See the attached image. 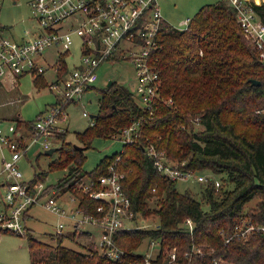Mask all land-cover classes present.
<instances>
[{
    "label": "trees",
    "instance_id": "trees-1",
    "mask_svg": "<svg viewBox=\"0 0 264 264\" xmlns=\"http://www.w3.org/2000/svg\"><path fill=\"white\" fill-rule=\"evenodd\" d=\"M253 8L264 23V4ZM189 21L186 30L165 21L160 25L158 47L151 57L159 77L157 103L143 108L129 90L112 81L109 87L99 89V108L92 124L76 135L83 152L66 143V132L58 133L61 142L56 156L46 171H37L30 180L44 181L48 173L65 169V176L46 186L44 192L55 188L60 194L71 193L82 212L92 213L98 202L83 195L79 185L104 174L119 156L122 188L131 208L138 216L154 218L158 228L117 231L113 241L123 250L117 260H110L92 244L85 250L69 248L56 236V245L48 246L50 251L41 255L38 263L143 264L137 249L143 239H156L161 253L175 248L178 262L213 264L214 258H221L228 264H264V235L253 233L246 239L225 242L241 215L254 220L264 215V64L225 0L204 4ZM40 80L43 75L35 77L33 84L47 86ZM253 80L260 84H252ZM197 118L201 131L194 130ZM137 120L135 143L122 144L121 151L103 156L90 171L82 169L84 151L93 139H113ZM14 121L27 131L34 123ZM147 143L162 149L170 160L185 162L192 171L212 173L220 180L218 190L209 184L199 197L177 192L176 182L160 175L145 155ZM256 198L253 208L245 207ZM186 219L194 224L191 233L181 225ZM25 236L35 264L36 239L31 231ZM195 247L199 252L187 258L184 253Z\"/></svg>",
    "mask_w": 264,
    "mask_h": 264
},
{
    "label": "built area",
    "instance_id": "built-area-1",
    "mask_svg": "<svg viewBox=\"0 0 264 264\" xmlns=\"http://www.w3.org/2000/svg\"><path fill=\"white\" fill-rule=\"evenodd\" d=\"M225 1L232 5L243 35L255 45L264 64V23L253 8L254 4H260L263 0ZM28 8L34 21L31 38H25L30 34V31H25L24 37L16 41L3 33L5 28L0 30V80L8 76L30 75L34 79L44 75L42 53L51 46L63 45V52H58L56 62L50 65L56 77L48 86L56 91L58 101L48 112L35 118L30 131L22 130L14 123L7 134L0 125V232L25 235L30 231L25 224L28 212L40 205L59 218L55 224L56 236H62L64 227L69 224L74 228V233L80 226L91 225L100 231L99 243L94 248L110 260H117L123 253L122 248L113 241L117 231L158 228L154 218L138 216L131 208L122 188L124 174L119 169V156L107 166L104 174L95 180L84 179L79 185L83 195L98 202L92 213L82 212L79 200L71 193L70 203L75 202L74 205L58 203L64 194L55 188L45 193L44 182L24 180L17 165L31 148L38 155L56 147L53 144L59 143L57 133L62 131L60 123L65 120L67 103L81 99L96 81V69L103 63L131 61L135 71V95L141 107L148 109L157 103L159 77L152 68L151 57L158 47L157 37L164 21L160 6L157 0H31ZM189 20L188 17L181 21V30L188 28ZM72 36L82 40V57L79 66L68 71L65 59L70 54ZM82 116H87L86 112L83 111ZM198 122L199 119H195L194 125L199 126ZM139 125L140 120L133 121L115 137L121 138L122 144H133L139 136ZM5 151L8 155H4ZM143 151L156 171L173 182L195 179L203 187L211 184L215 192L220 186V180L212 173L202 175L192 171L186 168L185 162L170 160L162 149L152 143H147ZM181 225L190 233L193 231L194 224L190 219ZM253 233L264 235V215L257 220L241 215L225 242L232 238L246 239ZM152 246L156 249L151 250ZM140 252L143 264H188L178 262L175 248L161 253L160 240L148 239L145 251ZM197 252L199 248L195 247L184 255L190 258L192 253ZM212 263L228 264L221 258H214Z\"/></svg>",
    "mask_w": 264,
    "mask_h": 264
},
{
    "label": "rangeland",
    "instance_id": "rangeland-1",
    "mask_svg": "<svg viewBox=\"0 0 264 264\" xmlns=\"http://www.w3.org/2000/svg\"><path fill=\"white\" fill-rule=\"evenodd\" d=\"M31 0H0V27L5 29L3 33L14 40H19L24 37L25 31H30L25 38H28L34 34L31 10L28 8V3ZM158 6H160L162 19L175 28L181 29V21L192 17L204 4H213L219 0H157ZM258 1V0H255ZM261 3L264 4V1ZM32 29V30H31ZM72 45L69 47V55L65 59L66 67L68 71H71L74 67L79 66L81 59V43L82 40L76 36H72ZM64 46H51L46 49L41 56V64L45 68L43 80H40V84H46L45 87H38L33 84V78L30 75L19 76L14 84L8 82L6 85L7 92L0 96V102L5 103L6 111L10 115H4L0 113V117L10 119H20L25 122H35V118L38 115L45 114L49 111L50 107L56 103V91L52 90L48 86L52 83L56 77L52 67L58 56V52H63ZM133 63L129 60H120L111 63H103L97 69V79L94 84L91 85L92 89H89L79 101L70 103L65 108V120L60 123L61 132H66V143L70 142L73 145L79 146L77 143V133H82L84 129L92 124V118L95 116L99 108V89L106 86L108 81H114L118 85L124 86L133 95L134 101L141 106L140 101L135 95V71L133 70ZM59 77L61 78L60 74ZM12 79V77H10ZM86 112L87 116H82V112ZM7 121V120H6ZM4 121V123L6 122ZM3 123V124H4ZM22 125H19V127ZM194 130H200V126L194 125ZM58 134V133H57ZM121 139V138H120ZM118 137L113 139H107L98 137L92 140L90 147L84 151L86 157L83 162L85 171L94 169L103 156L111 155L114 152L121 151L122 142ZM60 140L59 143L60 144ZM58 144L54 142V146ZM25 158H22L18 163L19 171L23 174V179L29 181L33 179V176L39 170H47V165L54 159L55 152L52 156L42 155L36 157L34 148L28 150ZM8 155L5 151L4 155ZM2 155L0 153V160ZM65 169L48 173L44 179L46 186L53 185L56 180L65 176ZM202 175H209L208 172H200ZM177 192H190L193 195L198 194L203 189V185L198 183L195 179L179 180L175 184ZM70 193H65L58 200L60 204H71ZM258 202L257 198L248 202L245 207L253 208ZM151 206V205H150ZM152 207V206H151ZM25 220L26 226L30 229L33 238L36 239V248H34L35 264L38 263V258L50 251L48 246L56 245V229L55 224L59 218L50 213L40 205L34 206L28 212ZM155 223H157L155 221ZM63 235L61 236V243L67 247H72L78 250H85L86 246L93 245L96 247L100 238V231L98 228L91 225L80 226L78 231L74 233V228L69 224L64 227ZM146 239L142 240L141 245L137 249L138 251H145L147 245ZM156 247L152 246L151 250H155ZM30 251L27 244V237L25 235L20 236L12 232H0V262L5 264H32L30 260Z\"/></svg>",
    "mask_w": 264,
    "mask_h": 264
},
{
    "label": "crops",
    "instance_id": "crops-1",
    "mask_svg": "<svg viewBox=\"0 0 264 264\" xmlns=\"http://www.w3.org/2000/svg\"><path fill=\"white\" fill-rule=\"evenodd\" d=\"M264 1V0H263ZM256 2H258V1H256ZM10 77H12V79H10ZM19 77V76H18ZM18 77H14V76H8V77H6V78H4V79H2V80H0V96H2L4 93H6L7 92V89H6V85H7V83L8 82H11L12 84H14L15 83V81H17L16 79H18ZM4 107H6V105H5V103H2V102H0V113H2L3 115L2 116H6V115H10L8 112H7V114H4V111H6V109L4 108ZM7 120V121H6ZM20 120V119H19ZM0 121H1V128H2V130L5 132V133H7V134H9L10 133V128H11V126H12V124H17V122L16 121H14V119H10V118H3V117H0ZM4 121H6L5 123H4ZM4 123V124H3ZM19 124V123H18ZM17 124V125H18ZM18 127H19V125H18ZM19 128H21L22 130H24V128H23V126H20ZM1 162H2V158H1V160H0V169H1Z\"/></svg>",
    "mask_w": 264,
    "mask_h": 264
},
{
    "label": "water",
    "instance_id": "water-1",
    "mask_svg": "<svg viewBox=\"0 0 264 264\" xmlns=\"http://www.w3.org/2000/svg\"><path fill=\"white\" fill-rule=\"evenodd\" d=\"M252 82V84H255V85H259L260 83L259 82H257V81H251ZM111 83H112V81H108V83L106 84V86L107 87H109L110 85H111ZM94 116H90V118H93ZM73 148L74 149H76V150H78V151H80V152H83V149L81 148V147H79V146H77V145H73ZM57 150H56V148L55 147H52L51 149H49V150H46L45 152H44V155L45 156H52V154L54 153V152H56Z\"/></svg>",
    "mask_w": 264,
    "mask_h": 264
}]
</instances>
